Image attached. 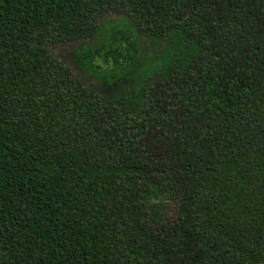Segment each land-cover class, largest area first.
Instances as JSON below:
<instances>
[{"label":"trees","instance_id":"obj_1","mask_svg":"<svg viewBox=\"0 0 264 264\" xmlns=\"http://www.w3.org/2000/svg\"><path fill=\"white\" fill-rule=\"evenodd\" d=\"M0 264H264V0H0Z\"/></svg>","mask_w":264,"mask_h":264},{"label":"rangeland","instance_id":"obj_2","mask_svg":"<svg viewBox=\"0 0 264 264\" xmlns=\"http://www.w3.org/2000/svg\"><path fill=\"white\" fill-rule=\"evenodd\" d=\"M119 15H116L115 13H112L110 15L111 19H118ZM148 39L145 38L144 46L148 45ZM95 42L87 41L85 43L83 42H77V43H57L52 46L51 52L54 57H56L58 60L64 62L67 64L71 70L77 74L79 78L84 80L87 84L92 85L97 91H99L101 94H111L116 95L119 94L124 85L120 81H116L114 83L108 82L105 79H103L101 76L91 72L88 70V68L85 67L83 59L79 57V53L81 50H84V46L90 45L93 46ZM152 49V46H149ZM144 54H147V50L144 49ZM154 202L157 204L154 208V211H156L158 214H160L162 211L165 212V214H172L173 210L175 209L174 204L171 201H168L166 199H157L154 200Z\"/></svg>","mask_w":264,"mask_h":264}]
</instances>
